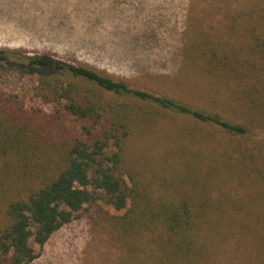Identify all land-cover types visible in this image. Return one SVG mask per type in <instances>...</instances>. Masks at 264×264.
<instances>
[{"label": "rangeland", "instance_id": "374dc122", "mask_svg": "<svg viewBox=\"0 0 264 264\" xmlns=\"http://www.w3.org/2000/svg\"><path fill=\"white\" fill-rule=\"evenodd\" d=\"M262 12L264 0H0V51L89 64L134 87L249 122L251 135L238 137L174 114L135 130L126 159L137 184L155 197L206 204L200 233L207 253L198 264H264V190L256 177L264 105L248 103L264 99V57L249 46L252 31L263 27ZM212 49L233 65H210ZM37 86L35 75L0 70V91L52 112ZM213 157H220L217 171ZM123 213L102 199L86 205L37 246L30 264H159L149 233L124 241L107 219Z\"/></svg>", "mask_w": 264, "mask_h": 264}, {"label": "trees", "instance_id": "16d2710c", "mask_svg": "<svg viewBox=\"0 0 264 264\" xmlns=\"http://www.w3.org/2000/svg\"><path fill=\"white\" fill-rule=\"evenodd\" d=\"M260 18L263 27L260 33L252 31L249 46L254 55L264 57V12ZM207 62L233 65L217 49ZM2 69L37 76V95L53 111L29 105L21 94L0 91V264H30L38 257L37 246L100 199L125 210L107 217L122 240L149 233L159 250L156 263H201L207 253L200 233L202 223L208 222L206 204L197 206L187 197H155L142 189L127 164L126 143L135 130L170 121L174 114L238 137L251 135L249 122L50 55L0 51ZM248 103L259 109L264 99L253 96ZM258 149L262 165L256 177L264 190V149ZM219 160L210 161L216 171Z\"/></svg>", "mask_w": 264, "mask_h": 264}]
</instances>
